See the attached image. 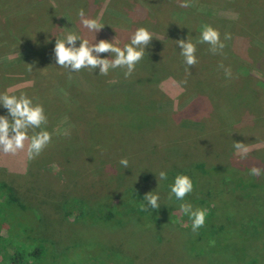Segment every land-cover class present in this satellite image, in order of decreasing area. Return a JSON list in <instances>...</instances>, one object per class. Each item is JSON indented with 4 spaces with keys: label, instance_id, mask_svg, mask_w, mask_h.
<instances>
[{
    "label": "rangeland",
    "instance_id": "374dc122",
    "mask_svg": "<svg viewBox=\"0 0 264 264\" xmlns=\"http://www.w3.org/2000/svg\"><path fill=\"white\" fill-rule=\"evenodd\" d=\"M147 1L157 4L150 10L146 0H0V93H23L42 104L47 115L43 127L52 134L35 159L27 157L28 141L16 154L0 152V182L13 183L20 202L39 211L40 234L63 264H264V194L240 199L248 183L264 186V171L252 176L253 166H247L261 164L264 170V10L254 0H209L218 4L214 15L222 11L220 20L210 23L196 18L195 10L184 11L186 21L184 13L173 14L187 0ZM80 8L104 25L98 33L83 27ZM22 18V30L16 32L14 25ZM203 20L219 29L222 40L225 33L232 38L225 41L223 55H213L208 44L198 43V62L188 69L176 41L190 35L196 43ZM140 27L148 28L153 39L129 78L120 68L107 75L85 68L69 78L68 70L56 63V39L68 33L93 43L117 38L116 45L123 47ZM236 37H242L239 44ZM45 52L52 66L43 62ZM101 58H111V53ZM220 63L231 67L232 79L225 77ZM125 91L132 92L134 104L142 109H124ZM245 93L252 98L238 97ZM89 94L94 97L88 100ZM0 115H8L2 105ZM119 119L123 124L136 119L138 131ZM258 119L263 127H253ZM234 141L246 144L247 158H241ZM122 158L128 159V168L120 164ZM197 160L211 168L196 169ZM162 170L168 179L159 183ZM172 172L191 177L194 188L185 199L194 208L215 212L218 220L235 217L231 223L217 220L225 226L215 234L216 241L206 223L198 236L193 233L192 220L180 211L182 201L168 198ZM154 191L159 209L143 210L149 214L138 212L126 221L118 215L123 210L129 214L127 208L142 210L143 197ZM135 192L142 197H130ZM108 209L116 215L106 222L100 213ZM26 212V223L38 220ZM251 229L257 234L247 233ZM205 232L209 240L198 241L199 254L192 257L191 240Z\"/></svg>",
    "mask_w": 264,
    "mask_h": 264
},
{
    "label": "clouds",
    "instance_id": "9594fccd",
    "mask_svg": "<svg viewBox=\"0 0 264 264\" xmlns=\"http://www.w3.org/2000/svg\"><path fill=\"white\" fill-rule=\"evenodd\" d=\"M181 7L187 6L181 4ZM81 23L84 28L89 31L98 33L104 25L98 19H90L86 17L84 8L78 10ZM231 33H225L223 40L219 29L214 28L209 24L202 26L199 40L193 42L191 36L185 39L176 41L180 47V54L184 58V63L188 69L197 64V44L206 43L209 47V52L213 55H223L226 48L225 41L231 40ZM115 38L112 42L108 40H99V42H90L75 33H68L62 38H57L54 55L56 63L69 72L71 78L72 72H79L82 69L96 70L99 69V75H107L110 70L123 69L125 78H129L135 71L136 65L142 60L145 55L146 48L153 39L152 33L146 27L138 28L132 35L130 43L123 47L116 45ZM77 41H80L77 47ZM102 53H111V58H101ZM28 71H32V65L28 64ZM219 68L223 70L227 79L233 78V72L230 66H225L220 63ZM186 69V71H188ZM187 83V81H185ZM0 105L8 110V115H0V152L4 154H16L19 151L25 150V142L28 141L26 154L29 159H35L42 151L51 143L52 134L43 126L47 124V115L44 106L39 103H34L33 99L26 94H10V91L0 93ZM40 129V131H35ZM32 130V135L29 136V131ZM69 133L66 131L65 135ZM233 147L241 158H247L249 149L245 143L234 141ZM120 164L124 168H128L129 161L127 158H122ZM262 169L253 166L250 169V175L260 176ZM157 176V175H156ZM157 179L159 183L168 179V173L164 170L160 171ZM169 199L173 196L177 201H182L179 204L180 211L188 215L192 220V231L198 233L199 229L205 225L208 210L206 208H194L185 197L193 191L194 184L189 175L177 174L174 182L170 186ZM146 205L142 204V210L159 209V194L154 192L147 193L144 197ZM214 244L215 242H211Z\"/></svg>",
    "mask_w": 264,
    "mask_h": 264
},
{
    "label": "trees",
    "instance_id": "16d2710c",
    "mask_svg": "<svg viewBox=\"0 0 264 264\" xmlns=\"http://www.w3.org/2000/svg\"><path fill=\"white\" fill-rule=\"evenodd\" d=\"M179 1L183 2L184 0H179ZM187 1L188 2H186V1L183 2L187 6L176 7L175 8L176 11H179V12H176V13L173 12V14L178 16V15L184 13V11L195 10V13L197 14L195 16L196 18L208 19L210 23H211V21L215 22L216 19L220 20L219 16H220V12H222V11L218 10L215 13V15H214V12H212V9H214L218 5L217 3L208 2L209 0H207V1L204 0V1H201L199 3H195V2H197V0H187ZM216 1L217 2L218 1L223 2L221 0H216ZM254 2L256 4H258L259 6H261L262 10H264V0H254ZM156 4H157V2L153 1L152 5H149L148 1L146 0V5L148 6V8H150V10L152 9V7L154 8ZM199 5H201V7H197ZM176 16H174V17H176ZM240 18H243V17L239 16V19ZM183 19L185 21L187 19L185 13H184ZM189 19H192V18L189 17ZM23 21H24V19L22 18V20L16 22L18 24L17 26L14 25L16 32H21L22 26H23L22 25ZM181 22H182V20H181ZM202 23L208 24L207 21H205V20H203ZM227 23H228L227 25L230 26V22H227ZM261 34H264V31L261 32ZM17 37H22V36L17 35ZM240 38H242V37H236L235 41L238 42V44L240 43ZM243 43L246 45L245 41ZM13 44L17 45V43H13ZM37 51L38 50H36L35 53H37ZM35 53H32V54L35 55ZM48 55L50 56V54L45 52V53H43V55L41 57L45 60L43 62L47 61V66H52L53 61H52L51 57H48ZM34 59H35V57L34 58L32 57V61H34ZM53 59H54V57H53ZM214 68L216 71V69L218 68L217 63L215 64ZM74 73L75 72H73L72 74H74ZM217 76L219 78L218 73H217ZM91 85H92V82L89 84V86L87 84V86H88L87 89H90ZM198 85H199V83L197 84V86L195 88L196 90H197ZM106 91L107 90H103L102 92H106ZM125 92H126L125 98L121 104L125 107L124 109L128 110L130 113H134V112H137V110L142 109V108H140L139 104L138 105L134 104L135 101L133 98H135V97L132 94V92L131 91H125ZM76 94H79V93L76 92ZM93 97H94V94H89L86 98L89 100V98H93ZM238 97L243 98L245 100H249L252 98V95L245 93L242 95H238ZM111 103H112V101H111ZM192 104H194V102ZM112 108H113V111L115 113H119L118 115H121L120 112L115 109V106ZM77 117L80 118V116H77ZM189 117H195L194 113L189 114ZM119 121L122 123L121 119H119ZM258 121H260V120L258 119L257 122L253 123V127H261V126L263 127V125H261ZM151 122L153 123V120L147 121L148 124H150ZM122 125H124L126 128L130 127L131 130L134 132L138 131L137 128L139 127V123H136V119H132L129 123H126V124L122 123ZM258 125H260V126H258ZM95 142H97V140ZM247 162L250 163L249 160ZM241 165H243L245 167L244 164H241ZM247 166H254V165L253 164H247ZM194 167L198 170L205 171L208 168H211V164H209L208 162H204L202 160L201 161L197 160L195 162ZM255 167H256V165H255ZM257 167L261 168L262 165L258 164ZM178 174H183V173L179 172ZM176 175H177L176 173L172 172L170 179H172V178L174 179ZM226 176L225 175L223 176L222 182L224 184H226L225 181H227V179H225ZM229 179L231 180V178H229ZM12 184H11V182H8V181L0 182V264H63L62 263L63 261L60 260L59 257L57 256V250L54 247H52V249L49 248V245L53 246V244L51 242H49L46 238H44L40 234L39 227L37 224V221L41 220L39 211L35 210L34 208L30 209V207H27L26 205L22 204L20 202V199L17 197L16 190L13 188ZM238 184H242V183L238 181ZM244 193H245L244 195L240 196V199L245 198V199H251L252 200V198L255 194H257L255 196V198H260L261 195L264 194V186H263V184H256L255 185L252 183H248L247 185H245V192ZM132 194L135 195V198H141L142 197L140 194H136V192L131 193L130 197H132ZM240 199L235 200V201L240 204V202H241ZM78 201L82 204L81 210L86 211V207H85L84 202L82 200H79V199H78ZM112 208L115 209V207H112ZM113 209H108V212H105V211L101 212L100 213V219L105 220L106 222H109L111 219H114V215H116V213L114 212ZM128 210H130L129 214H127V212H124V210L122 211L121 214H118L119 216H121V218L124 221L131 220L133 218L132 214L136 213L138 215V212L141 215H144L145 213L149 214V211H143V210H138L136 212L134 207H132L131 209L127 208V211ZM26 211H30V214L32 212V214L38 215V220L35 221L34 219L33 220L27 219V223H26L23 220L24 216H26V214L29 213ZM31 216L33 217V215H31ZM66 216H69V214L66 213ZM153 217L155 218V216H153ZM216 218H217V214H215V212L214 213H208L207 217H206V222H205L208 226V229L210 232L209 234L212 236V239H214V240L216 239L215 234H217L218 232H221L225 226V225L218 224L217 223L218 219H216ZM225 220H228L229 221L228 223L236 222L235 217L232 215L229 216L227 219H221L220 218V220H218V221L224 223ZM249 226H251V225H249ZM257 232L258 231L251 229L247 233H249L251 235H256ZM198 235H199V233H197V236ZM205 237L208 238L206 236V232L201 237L199 236L195 240H191V242L193 244L192 245L190 244L189 253L192 257H195V255H196V257L198 256L199 253L197 251L200 248V246H197V243H198V241L200 243L205 242L206 241V240H204ZM208 240H209V238H208ZM207 244H209V242ZM253 261H257V259L255 258ZM134 263L135 262L133 261L131 264H134Z\"/></svg>",
    "mask_w": 264,
    "mask_h": 264
}]
</instances>
